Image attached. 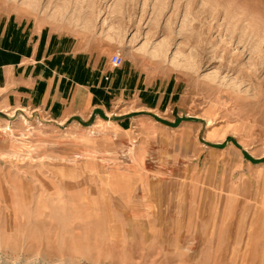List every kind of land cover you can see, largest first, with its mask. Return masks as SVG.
<instances>
[{"label":"rangeland","instance_id":"obj_1","mask_svg":"<svg viewBox=\"0 0 264 264\" xmlns=\"http://www.w3.org/2000/svg\"><path fill=\"white\" fill-rule=\"evenodd\" d=\"M0 7L90 31L100 66L119 53L159 93L172 78L178 110L194 119L153 128L144 153L139 135L119 137L110 122L81 137L88 149L36 121L4 122L0 264H264V162L243 155L264 157V0ZM228 136L240 148L210 146Z\"/></svg>","mask_w":264,"mask_h":264},{"label":"crops","instance_id":"obj_2","mask_svg":"<svg viewBox=\"0 0 264 264\" xmlns=\"http://www.w3.org/2000/svg\"><path fill=\"white\" fill-rule=\"evenodd\" d=\"M93 53L90 31L85 37L74 35L47 17L33 18L22 10L0 7V125L36 121L69 133L88 149L90 144L81 137L110 122L119 137L130 138L127 132L134 139L139 135L142 139L136 147L144 153L153 128L193 123L178 110L172 78L159 93L152 88L151 77L144 79L136 67L100 66ZM227 142L240 148L230 136L210 146L222 149ZM243 155L252 164L264 162L252 161L264 157L254 158L245 151Z\"/></svg>","mask_w":264,"mask_h":264},{"label":"built area","instance_id":"obj_3","mask_svg":"<svg viewBox=\"0 0 264 264\" xmlns=\"http://www.w3.org/2000/svg\"><path fill=\"white\" fill-rule=\"evenodd\" d=\"M109 62L112 66L114 67H118L120 65H122L123 63V59L121 57V55L119 53H114L110 59H109Z\"/></svg>","mask_w":264,"mask_h":264},{"label":"trees","instance_id":"obj_4","mask_svg":"<svg viewBox=\"0 0 264 264\" xmlns=\"http://www.w3.org/2000/svg\"><path fill=\"white\" fill-rule=\"evenodd\" d=\"M228 140H229V138H228ZM224 144H225V142L224 143H221V144H218L216 146L217 147H222V146H224ZM252 161L255 162V163H258V162L264 161V158H261V159H252Z\"/></svg>","mask_w":264,"mask_h":264}]
</instances>
